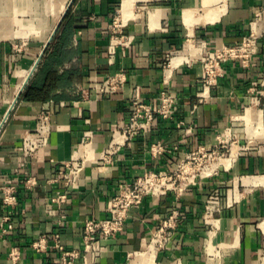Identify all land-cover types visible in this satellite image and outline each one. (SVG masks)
Returning <instances> with one entry per match:
<instances>
[{
  "label": "crops",
  "instance_id": "0c3cea01",
  "mask_svg": "<svg viewBox=\"0 0 264 264\" xmlns=\"http://www.w3.org/2000/svg\"><path fill=\"white\" fill-rule=\"evenodd\" d=\"M261 11L264 0H67L60 23L45 0H0V126L10 113L0 132V264H13V249L22 264H61V253L37 252L33 243L60 233L66 249L82 248L85 220L108 217L110 198L126 184L146 171H173L198 147H218L234 137L243 149L229 167L181 199H146L116 239L99 244L102 253L93 264H264V98L250 93L254 83H263L264 37L249 67L225 64V77L202 104L196 97L202 50L195 44L215 49L249 35L253 26L260 31ZM118 12L134 42L112 58L110 25ZM119 71L128 81L114 95L82 93ZM24 75L29 78L21 90ZM137 87L153 104L163 88L175 93L174 119H158L106 163L103 152L118 120L130 114ZM46 104L52 110L48 145L26 159L20 144ZM155 143L170 151L153 155ZM79 157L86 159L85 169L65 189L69 201L59 204L54 198L60 189L49 180L60 165ZM30 178L38 183L28 188ZM12 185L17 203L6 206L2 187ZM216 191L223 194V209L211 236L204 214L206 199ZM173 209L185 221L168 249L149 254L154 228Z\"/></svg>",
  "mask_w": 264,
  "mask_h": 264
},
{
  "label": "built area",
  "instance_id": "2783aa9c",
  "mask_svg": "<svg viewBox=\"0 0 264 264\" xmlns=\"http://www.w3.org/2000/svg\"><path fill=\"white\" fill-rule=\"evenodd\" d=\"M259 22H264V11H261L258 15L256 23ZM123 28L124 23L121 14L118 12L110 25L111 36L108 52L112 58L119 48L124 50L134 42L133 37L126 35ZM263 37L264 27L260 31H256L253 26L249 35L238 41L225 43L215 49H212L206 42L195 41V44L200 45L202 50L200 56L202 75L200 89L196 96L199 104L204 103L211 97L212 90L225 77V64L236 62L244 67L251 65L253 56L260 49ZM127 81L126 72L119 71L115 74H106L102 80L90 84L88 88H82L81 91L85 95L94 93L109 97L124 89ZM250 93L261 94L264 98V79L262 85L254 83L250 88ZM178 101L179 97L165 87L160 92L156 104L147 103L141 96L140 88H135L130 100L131 112L118 120L111 144L103 152V161L110 162L112 157L122 149L130 147L136 139L149 132L158 119L173 120ZM51 118L52 110L49 104H46L38 115L35 130L26 134L20 144V152L24 158H31L48 145L51 133ZM5 122L1 125L0 132ZM184 125L183 121L178 123L179 128ZM86 139L83 141V145H86ZM242 147L238 138L234 137L232 141L222 142L218 147H198V149L186 155L173 171H146L110 198L106 209L108 217L85 220L83 245L80 249H66L60 242V233L53 235L51 240L47 237L40 238L33 243V248L37 252H45L53 248L61 253V264H93L102 253L99 244L103 241L116 239L124 231L131 212L140 207L146 199L157 200L168 196L181 199L191 187L204 184L220 170L226 169L225 162L235 158L238 151L243 149ZM169 151L161 143H155L151 147V152L155 156L163 155ZM85 164L86 159L84 157L74 158L65 165H60L55 171L51 180H49V183L57 184L60 189L57 197L54 198L55 202L64 204L69 201L65 189L78 183V178L84 171ZM37 183L36 178L25 181L28 188L36 186ZM2 192L4 205L13 206L17 203V186H4ZM222 198L223 194L216 191L206 199L204 220L210 227L211 236H214L218 230L217 223L223 209ZM185 219L186 216L183 213L173 209L154 228L149 243L150 251L156 253L168 249ZM9 228L12 229L13 226L9 225ZM10 259L13 264H22L17 249L11 251Z\"/></svg>",
  "mask_w": 264,
  "mask_h": 264
},
{
  "label": "bare ground",
  "instance_id": "6f19581e",
  "mask_svg": "<svg viewBox=\"0 0 264 264\" xmlns=\"http://www.w3.org/2000/svg\"><path fill=\"white\" fill-rule=\"evenodd\" d=\"M46 1V9L47 10H49L51 13H53L54 15H55V18H56V22H58L60 19H61V17H62V15H63V13H64V11H65V9H66V2H67V0H45ZM42 10V9H41ZM43 11H41L40 13H42ZM15 17V16H14ZM17 17V16H16ZM41 17H43V16H41ZM17 21V20H16ZM10 22V21H9ZM12 22V21H11ZM14 23V22H13ZM8 24V23H7ZM16 24H17V22H16ZM18 26V25H17ZM2 27V26H1ZM4 27V26H3ZM8 28V27H7ZM19 28H21V27H19ZM4 31V30H3ZM2 31V32H3ZM37 32V31H36ZM11 34V33H10ZM13 35V34H12ZM20 35V34H19ZM14 37V36H13ZM193 46H191L190 44L189 45H187V48L189 49V48H192ZM35 70V67L32 69V71H31V73L33 72ZM31 73H30V75H31ZM29 75V74H28ZM28 75L26 76V75H24V77L21 79V84H22V89L21 90H23L24 89V86L26 85V83H27V81H28ZM29 75V76H30ZM20 93V92H19ZM16 99H17V97H16ZM16 99L14 100V102H13V104L15 103V101H16ZM13 104L11 105V107L10 108H12V106H13ZM8 118V113L6 114V116H5V119H7ZM5 119H4V121H3V123L5 122ZM2 123V124H3ZM1 124V125H2ZM0 128H1V126H0ZM225 165L227 166V167H229L230 166V159L229 160H227L226 162H225ZM152 252H150L149 254H151ZM138 256V255H137ZM138 258V257H137ZM147 259V258H146Z\"/></svg>",
  "mask_w": 264,
  "mask_h": 264
},
{
  "label": "water",
  "instance_id": "95a60500",
  "mask_svg": "<svg viewBox=\"0 0 264 264\" xmlns=\"http://www.w3.org/2000/svg\"><path fill=\"white\" fill-rule=\"evenodd\" d=\"M70 7V6H69ZM65 16H66V13H65V15L62 17V19H61V21H60V23L62 22V20L65 18ZM59 23V24H60ZM57 29H58V27H57ZM57 29H56V31H55V33L53 34V36L51 37V39H50V41H49V43L47 44V46H46V48H48V46H49V44H50V42L52 41V39L54 38V36H55V34H56V32H57ZM46 48H45V50H46ZM45 52V51H44ZM44 52H43V54H44ZM43 54H42V56H43ZM39 62H40V59H39ZM38 62V63H39ZM37 63V64H38ZM20 95V94H19ZM17 100H18V98L16 99V101L15 102H17ZM15 104V103H14ZM10 112V111H9ZM9 114L10 113H8V116H9Z\"/></svg>",
  "mask_w": 264,
  "mask_h": 264
}]
</instances>
